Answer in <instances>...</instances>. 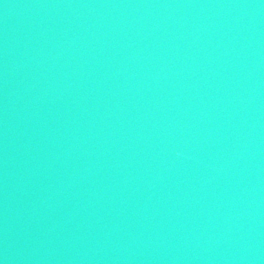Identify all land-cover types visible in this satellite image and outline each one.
Segmentation results:
<instances>
[{"label":"water","instance_id":"water-1","mask_svg":"<svg viewBox=\"0 0 264 264\" xmlns=\"http://www.w3.org/2000/svg\"><path fill=\"white\" fill-rule=\"evenodd\" d=\"M0 264H264V0H0Z\"/></svg>","mask_w":264,"mask_h":264}]
</instances>
